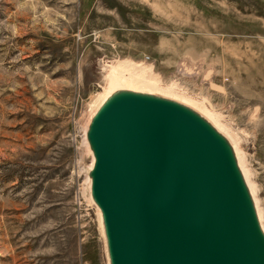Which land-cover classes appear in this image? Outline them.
<instances>
[{"label":"rangeland","instance_id":"rangeland-1","mask_svg":"<svg viewBox=\"0 0 264 264\" xmlns=\"http://www.w3.org/2000/svg\"><path fill=\"white\" fill-rule=\"evenodd\" d=\"M113 67L224 129L264 229V0H0V264H116L90 151Z\"/></svg>","mask_w":264,"mask_h":264},{"label":"water","instance_id":"water-1","mask_svg":"<svg viewBox=\"0 0 264 264\" xmlns=\"http://www.w3.org/2000/svg\"><path fill=\"white\" fill-rule=\"evenodd\" d=\"M113 182L126 264H263L196 146L164 121L123 132Z\"/></svg>","mask_w":264,"mask_h":264},{"label":"bare ground","instance_id":"bare-ground-1","mask_svg":"<svg viewBox=\"0 0 264 264\" xmlns=\"http://www.w3.org/2000/svg\"><path fill=\"white\" fill-rule=\"evenodd\" d=\"M112 71V90L100 94L93 108H96L93 119L98 124L95 143L89 141L94 157L93 198L99 204L100 219L105 233L110 236L116 264H126L113 204L116 143L129 126L146 119L164 121L196 146L201 160L228 198L243 239L264 264V229L247 197L251 196V188L239 165L238 152L230 141L231 137L207 113L200 114L176 95L160 92L157 83L144 77L127 79L125 70L116 67ZM92 124L87 128L88 135L93 131Z\"/></svg>","mask_w":264,"mask_h":264}]
</instances>
